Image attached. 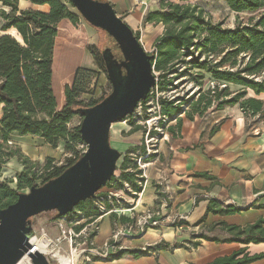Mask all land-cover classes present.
Listing matches in <instances>:
<instances>
[{
  "label": "trees",
  "instance_id": "obj_1",
  "mask_svg": "<svg viewBox=\"0 0 264 264\" xmlns=\"http://www.w3.org/2000/svg\"><path fill=\"white\" fill-rule=\"evenodd\" d=\"M36 6L50 7L49 13L33 10H20L18 0H1L8 12L0 10V105L3 106V115L0 118V173L13 159H18L24 170L17 175L16 182L0 181V211L15 204L24 190L37 187L42 181V187L59 179L68 169L79 160H69L68 167L54 165V160L48 158L46 165L41 166L24 155L20 148L12 147L9 142L13 134L20 137H38L57 149L64 144L66 151H72L76 145L84 144L80 128L70 129L69 125L76 117H82V111L94 108L102 102L86 103L82 96L87 92L93 72L78 69L71 84L64 87L62 98L55 89L58 70L54 60L57 39L69 34L82 21L70 0H23ZM192 0H178V3L161 1V9L149 12L144 20L145 24H162L165 33L157 41V57L155 71L162 73L161 92L179 80L190 71L193 74L194 86L198 88L194 98L175 106V101L161 98V116L168 119L167 123L160 122V127L173 136H178L182 128V118H175L182 114L190 121L196 117H203L209 109L216 106L217 111L226 107L239 106L244 114L247 127L264 123V101L255 97H248L252 92L256 97L264 95V0H226L232 13H258V16L249 24L239 23L234 29H226L222 23L213 24L205 18L204 11L199 5H191ZM20 37L19 41L12 32ZM139 39V34H136ZM119 48V47H118ZM97 64L106 74L104 58L98 56ZM124 60V59H123ZM122 61V60H121ZM182 66L180 72L179 67ZM209 75L216 83L213 89L203 92L204 79ZM172 76V78H170ZM224 83L227 87L221 89ZM230 86L240 87L238 92H232ZM146 103V102H145ZM188 105V111H182V105ZM176 119L174 127L169 124ZM252 121V124L250 123ZM136 127L131 135L139 132ZM216 131V130H215ZM213 131L212 134L215 133ZM150 133V138L159 136V132ZM138 149H131L124 157L120 168L121 175L113 176L106 185L130 194H141L145 179L143 170H138L136 163L128 168L131 155ZM147 149H143L139 156L147 163L154 156L147 157ZM199 177L211 178L207 174ZM16 183V189L10 184ZM129 186V188L126 187ZM82 202L77 209L85 211V206L94 203L95 199ZM107 202L109 195H103ZM264 208V206L260 207ZM241 212L234 206H223L211 200L207 215H235ZM93 220L101 217L98 209L91 210ZM116 215L112 214V218ZM123 223L126 222L122 218ZM186 223L180 221L174 228L183 227ZM222 230L231 236L223 243H237L244 246L264 243V219L259 220L247 229L220 224ZM213 227L212 229H214ZM211 229V230H212ZM98 233H94L96 237ZM205 241H213L207 236L200 237ZM217 241V240H214ZM220 242V241H217ZM193 247L200 246L199 242H191ZM172 249L165 242L150 247L146 252L126 250L115 258L131 255L141 258L158 252ZM173 248H185V245L176 244ZM264 259V254L249 256L246 249H242L230 257L216 260L213 264H252Z\"/></svg>",
  "mask_w": 264,
  "mask_h": 264
},
{
  "label": "crops",
  "instance_id": "obj_2",
  "mask_svg": "<svg viewBox=\"0 0 264 264\" xmlns=\"http://www.w3.org/2000/svg\"><path fill=\"white\" fill-rule=\"evenodd\" d=\"M18 1L19 9L23 11H50L48 5L36 6L29 1ZM97 1L110 3L131 30L140 35L142 42L153 43L163 37L165 27L162 24L144 23L149 12L161 9L162 0ZM168 1L178 3V0ZM0 10L8 12L1 0ZM228 114L196 117L194 121L183 117L178 136L166 132L158 150L152 154L154 157L145 163V183L133 212L118 209V213L125 214V223L122 217H114L112 223V214L103 216L98 235L94 237L95 244L102 247L115 231L135 227L132 218L149 212L163 217L183 218L186 225L178 228L163 225L142 236L135 229L130 238L122 241V246L126 250L139 251L145 246L155 247L165 242L172 249L141 258L131 255L118 259L113 257L110 261L95 264H213L242 249H246L249 256L264 254V243L249 246L223 243L231 236L222 230L220 224L249 230V226L264 219V208H260L264 206V123L247 127L240 109L237 114ZM2 115L3 106L0 105V118ZM15 135L18 134H13L11 138ZM199 174H207L211 178L199 177ZM211 200L223 206H234L241 212L228 216L209 214L203 222ZM105 219H108L106 224ZM202 236L213 241L202 240ZM191 242H199L200 246L195 248L189 244ZM176 244L191 250L175 249L173 246ZM252 264H264V259Z\"/></svg>",
  "mask_w": 264,
  "mask_h": 264
},
{
  "label": "rangeland",
  "instance_id": "obj_3",
  "mask_svg": "<svg viewBox=\"0 0 264 264\" xmlns=\"http://www.w3.org/2000/svg\"><path fill=\"white\" fill-rule=\"evenodd\" d=\"M62 1L65 2L66 0ZM190 4L193 6L199 5V7L204 11L205 18L210 20L213 24L222 23L223 27L226 29H234L239 23L249 24L251 20L258 16V13H232L227 6L226 0H192ZM139 40L141 41L140 35ZM157 41L153 43L141 41L147 53H149L155 59L157 57ZM93 52H96L98 56H102L103 58L104 54L110 53L117 59H124L123 53L118 48L117 43L111 36L108 35V33L92 27L83 19L80 24L77 27H74L69 34L63 35L57 39L54 60L58 70V77L55 82V89L59 97L62 98L65 85L72 83L74 75L78 69H84L93 72L91 83L88 86L87 92L82 96V99L86 103H91L92 101L103 102L111 96L113 92L112 83L110 82L108 75L103 70H101V68H99L96 62L97 56L94 55ZM104 68L107 71L106 61H104ZM179 69L181 72L183 70L182 66H180ZM196 72L197 71H190L188 74L183 75L179 80H177L172 87H169L166 91L161 92L160 88L162 84V73L154 70L156 86L153 90V93L149 95L146 105H143V109L137 113L135 117H132L129 120L127 118L125 121L112 125L110 132V145L113 149L117 150L121 154V158L117 163L116 172L114 174L116 178L119 179L121 175L120 168L123 165L124 157L131 149H138V151L131 155V162L128 165V168L130 169H132L133 165L136 163L138 170H143L145 162L139 159L143 149L146 148L150 150L151 154L156 153L159 145L161 144V140H163L165 136L164 134H166V132L169 133L168 131L161 133L157 132L159 136L155 138V141H149L147 138L148 132L151 133L156 131L155 127L157 126V122L155 117L158 116L156 113L159 111L157 108V103H160V99L163 98L168 101H175V106H178L181 101L183 103L194 98L195 93L198 91V88L194 86L193 82V74ZM170 78H172V76H170ZM203 83V92L208 91L210 88L213 89L216 85L209 75H206ZM219 85L221 89L227 87V85L224 83ZM230 89L232 92H238L241 90V88L237 86H230ZM248 97H255L264 101V95L256 97L254 93L249 92ZM239 109V106H235L226 107L222 111H217L216 106H214L209 109L203 117H210L213 114H215L216 117L220 116L221 113H229L228 115H232L234 113L237 114ZM149 110L152 111L151 117L149 116ZM182 111H188L187 104L182 105ZM183 117L186 118L184 113L177 114L175 118ZM150 118L153 119V122L148 125L145 123V121ZM82 122V117H76L69 125V128H79ZM250 123L252 124V121H250ZM169 125L174 127L176 126V123L172 121V124ZM136 127H141V130L131 135V132ZM158 127L161 128L160 125H158ZM11 141L12 144L10 145L12 147L20 148L24 155L29 157L31 161L39 163L41 166L46 165L47 159L51 158L54 160L55 166L68 167L69 160L75 161L79 158L81 159L87 151V146L85 143L76 145L75 149L72 151H66L64 144H61L57 149H53L51 146L47 145L44 140L39 139L38 137H20L19 135H15L13 138H11ZM23 170L24 167L19 163L18 159H13L0 173V181L16 182L17 175ZM42 183V181H38L36 186L42 187ZM10 187L16 189V183L10 184ZM29 191L30 190H24L21 194L29 193ZM103 195H109V202L103 198ZM96 197L97 198L95 199L94 203L88 204L84 207V213L80 212V209L76 208L73 213L70 214V221H73L74 224L80 223L77 226H74L76 227L77 233L84 228H87V236H90L92 233H98L100 221L94 225H90L92 217H87V215L91 214V210L98 209V212L102 217L113 211L118 213V209L128 210L130 205L134 202L133 197H130V194H126L122 191H116L115 188H111V186L101 189ZM141 214L139 217L143 216ZM160 216L163 217L162 215ZM121 217L124 218V215ZM176 218L177 217L170 218V220L164 222L165 225H170ZM59 219L60 218L56 212L43 213L31 219V226L34 235H47L48 238L55 240L59 236V230L56 225V222ZM107 221L108 219H105L104 223L106 224ZM111 222L113 223L112 216ZM215 235L219 236L218 234ZM64 248L69 252L67 245H64Z\"/></svg>",
  "mask_w": 264,
  "mask_h": 264
},
{
  "label": "water",
  "instance_id": "obj_4",
  "mask_svg": "<svg viewBox=\"0 0 264 264\" xmlns=\"http://www.w3.org/2000/svg\"><path fill=\"white\" fill-rule=\"evenodd\" d=\"M70 2L83 20L115 40L124 60L119 62L110 53L104 54L113 92L99 105L81 112L80 133L87 146L84 156L59 179L20 194L15 204L0 211V264H18L26 256L31 264H50L43 253H30L33 249L30 239L34 235L31 219L48 212H56L59 218L66 217L106 187L121 158L110 145L112 125L132 116L156 86L155 58L147 53L110 3Z\"/></svg>",
  "mask_w": 264,
  "mask_h": 264
},
{
  "label": "built area",
  "instance_id": "obj_5",
  "mask_svg": "<svg viewBox=\"0 0 264 264\" xmlns=\"http://www.w3.org/2000/svg\"><path fill=\"white\" fill-rule=\"evenodd\" d=\"M154 88L151 90L150 95L153 93ZM146 101H143L138 105L135 113L132 116L128 117V120L131 119L132 117H135L136 114L143 109V105H146L145 103ZM157 108L159 111L158 113H156V115L158 116L155 117V120L157 122V126L155 127V130L161 133L164 132V130L159 128L158 125L160 124L161 121L167 123L168 119L161 116V106L159 105V103H157ZM151 112L152 111L149 110L150 117L152 116ZM152 120H153L152 118L147 119L145 123L149 125L153 122ZM174 122H176V120H174ZM147 138L149 139V141L156 140L154 138H150V132L147 133ZM147 152H148L147 157H149L151 155V152L148 149ZM144 167L145 166H143V169ZM143 177H145V175H143ZM126 187L129 188L128 185H126ZM133 195L136 197V199L134 201L135 203L133 202L130 205V208H128L129 212H133L135 207L134 205L138 203L140 199V194L133 193ZM111 213L117 215L119 218L122 215L125 216V214L117 213L116 211L110 212L109 214ZM141 215L143 216L132 218V220L135 221V227L129 226L126 229L115 231L110 241H108L102 247H98L95 244L93 237L94 233H92L90 236H87L86 233L87 228H84L77 233L76 227L74 226H77L80 223L74 224L73 221H70V215H68L66 217L57 220L56 225L59 230V236L55 240L48 238L47 235H42V236L33 235V237L30 239V243L32 244V248H33L30 253L35 254L37 252H41L37 249L35 244H39L40 241L43 240L44 241L48 240L47 246L45 248V252H41V253H43L48 258L50 264H95L96 262L110 261L120 252L126 251V249L122 246V241L126 238H130L132 236L131 233L133 232V230L136 229L139 232V234H141L142 236L145 235L151 229L159 228L165 225L164 222L170 220L169 217L163 218L159 215H154L149 212H144ZM102 218L103 216L97 218L98 220L95 219L97 221H93L90 225H94L98 223ZM183 220H184L183 218L177 217L170 224V226L173 227V225ZM34 239H37L36 243H33ZM64 245L68 246L69 252L65 250ZM149 248L150 247L145 246L140 251L146 252Z\"/></svg>",
  "mask_w": 264,
  "mask_h": 264
},
{
  "label": "bare ground",
  "instance_id": "obj_6",
  "mask_svg": "<svg viewBox=\"0 0 264 264\" xmlns=\"http://www.w3.org/2000/svg\"><path fill=\"white\" fill-rule=\"evenodd\" d=\"M15 36L19 39V40H21L19 37H18V35H16L15 34ZM37 242V239H34L33 240V243H36ZM47 242H48V240L47 241H40V243L39 244H35V246L37 247V249L39 250V251H41V252H45V248H46V246H47ZM18 264H31V261L27 258V257H25L24 259H22Z\"/></svg>",
  "mask_w": 264,
  "mask_h": 264
},
{
  "label": "flooded vegetation",
  "instance_id": "obj_7",
  "mask_svg": "<svg viewBox=\"0 0 264 264\" xmlns=\"http://www.w3.org/2000/svg\"><path fill=\"white\" fill-rule=\"evenodd\" d=\"M114 59H116V60L119 61V62L121 61L120 59H117V58H115V57H114ZM122 61H123V60H122ZM122 61H121V62H122ZM124 73H125V70H124Z\"/></svg>",
  "mask_w": 264,
  "mask_h": 264
}]
</instances>
